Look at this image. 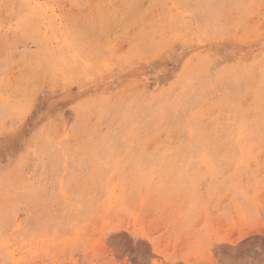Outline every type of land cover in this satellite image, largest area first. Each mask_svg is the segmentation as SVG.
<instances>
[{"label": "rangeland", "instance_id": "rangeland-1", "mask_svg": "<svg viewBox=\"0 0 264 264\" xmlns=\"http://www.w3.org/2000/svg\"><path fill=\"white\" fill-rule=\"evenodd\" d=\"M0 264H264V0H0Z\"/></svg>", "mask_w": 264, "mask_h": 264}]
</instances>
